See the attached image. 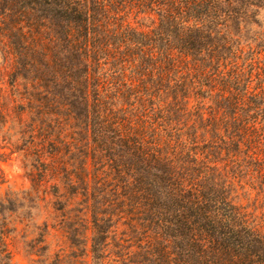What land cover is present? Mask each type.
<instances>
[{
  "label": "trees",
  "instance_id": "16d2710c",
  "mask_svg": "<svg viewBox=\"0 0 264 264\" xmlns=\"http://www.w3.org/2000/svg\"><path fill=\"white\" fill-rule=\"evenodd\" d=\"M0 45L32 161L0 193V264L41 202L70 249L51 264H264L237 193L264 196V0H0Z\"/></svg>",
  "mask_w": 264,
  "mask_h": 264
},
{
  "label": "rangeland",
  "instance_id": "374dc122",
  "mask_svg": "<svg viewBox=\"0 0 264 264\" xmlns=\"http://www.w3.org/2000/svg\"><path fill=\"white\" fill-rule=\"evenodd\" d=\"M136 26L147 29L149 22H133ZM10 68L4 60V54L0 45V94L4 96L9 92ZM12 104L8 103V106ZM2 112L6 110L11 113L13 108H0ZM5 111V112H6ZM10 121L3 127L0 122V193L6 191H22L31 187L29 173L31 170V158L21 151H15L11 142L15 140V136L10 137L8 127ZM239 202L246 206L248 211L254 212L258 220L264 224V196L263 193L257 195L255 190L248 188L240 189L237 186ZM32 223L35 225L48 224V234L44 237L43 245L46 247L44 255L38 256L33 253V242L30 238L34 233L33 224L28 229L23 224H17L16 232H10L7 237L9 250L11 251L12 261L14 264H51L56 253L67 254L69 252L68 242L62 231L54 227L57 218L53 212L51 204L41 202L38 208L32 210ZM27 221H24V223ZM30 231V235H28ZM28 233V234H27ZM80 264H84L81 262ZM106 264H110L107 263Z\"/></svg>",
  "mask_w": 264,
  "mask_h": 264
}]
</instances>
